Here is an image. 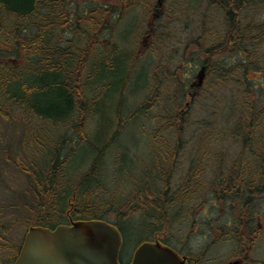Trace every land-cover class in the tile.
Listing matches in <instances>:
<instances>
[{"label":"trees","instance_id":"16d2710c","mask_svg":"<svg viewBox=\"0 0 264 264\" xmlns=\"http://www.w3.org/2000/svg\"><path fill=\"white\" fill-rule=\"evenodd\" d=\"M155 8L158 16L151 15ZM127 15L136 16V22L146 19L143 33L134 39L138 23L130 32V45L116 38ZM149 34L151 45L142 44V36ZM176 41L183 42L180 58ZM201 65L206 85L196 96L189 92L200 86L190 87V82ZM263 84L264 0H0V116L23 124L46 123L51 131L31 130L32 135L17 144L14 158H7L30 186V197L27 193L23 205L16 206L22 208L17 221L54 229L69 214L74 220H105L116 226L134 220L143 224L150 240L155 232L164 231L166 218L172 219L170 193L159 186L154 170L167 158L168 166L175 168L177 159L169 154L187 152L182 140H173L188 137L190 131L192 137L207 138L205 152L217 155L219 143L232 152L241 143L251 152L256 138L257 148H263L257 152L264 153ZM129 95L141 101L129 107ZM105 98L110 104L107 100L102 111L112 113L111 125L116 124L107 143L99 147L88 124L100 114L99 103ZM198 101H207L210 115L192 120L190 111ZM181 110L187 116L182 117ZM218 117L225 126L214 125ZM139 118L151 123L150 127L140 123L139 129L150 131L145 135L154 165L140 184L129 174L133 151H122L116 172L130 176L128 191L137 186L125 194L123 184L113 189L103 182L100 168L107 151ZM253 130L262 134L255 136ZM69 131L75 136L69 137ZM145 140L142 137L140 144ZM89 143L95 144L96 156L89 173L78 175L76 166L70 171L72 158ZM211 167L218 169L216 164ZM210 192L220 196L215 187ZM257 196V204L264 201V192ZM176 206L181 214L184 205ZM113 212L117 222L110 218ZM256 225L235 219L230 229L248 233ZM2 226L0 247L16 258L22 243L11 244L1 235Z\"/></svg>","mask_w":264,"mask_h":264},{"label":"flooded vegetation","instance_id":"af4514ba","mask_svg":"<svg viewBox=\"0 0 264 264\" xmlns=\"http://www.w3.org/2000/svg\"><path fill=\"white\" fill-rule=\"evenodd\" d=\"M151 13L158 16L160 10L155 8ZM152 35L149 34L142 44L151 45L149 40ZM182 44L183 42L176 41L175 48L180 51L177 54L179 58L184 54ZM183 61L188 63L187 58ZM184 63H181V69L184 68ZM203 66L196 68L190 87L194 85L198 72L205 69ZM190 75L191 72L187 75L188 80ZM205 85L206 80L203 87L192 88L189 94L201 95ZM183 113L185 112L181 110L182 117L187 116ZM251 134L261 135L262 131L253 130ZM158 139L161 140L160 137ZM178 139L183 141V145L185 144L183 149L187 152L174 155L172 151L169 154L170 157L177 159L174 163L177 166L170 168L167 158V162L160 164L161 168L156 166L157 169L154 170L155 175H158L159 186L166 188L170 193L173 211L169 222L174 227L172 229L166 227L164 231L155 232L151 240H159L175 249L186 259V264H264V256L260 259L256 257L257 252L264 246V218L260 214L256 215L257 193L264 192L262 146L257 148V139L254 138L251 152H247L241 143L235 148L236 151L232 152L229 146L228 148L219 143L221 152L214 155L205 152L208 148L205 143L207 138L188 136L173 141ZM211 156H214L215 160L208 159ZM214 164L218 166L217 170L211 167ZM215 174L217 178L212 179ZM213 182L217 185L215 186ZM213 187L216 191L218 189L220 196L210 192V188ZM177 203L184 205L181 214H178L181 207L176 206ZM260 204H264V201ZM236 213L240 218H235ZM240 213L243 214L242 217ZM252 213L256 216H252ZM68 219L69 221L73 219L70 214ZM235 219L243 222L255 221L256 228L252 232L248 229V233L246 231L237 233V228L230 229L231 225L234 226ZM215 246L222 248L223 251L221 255H216L217 257L211 255V249ZM132 259L133 256L127 262L120 259V263L130 264Z\"/></svg>","mask_w":264,"mask_h":264},{"label":"rangeland","instance_id":"374dc122","mask_svg":"<svg viewBox=\"0 0 264 264\" xmlns=\"http://www.w3.org/2000/svg\"><path fill=\"white\" fill-rule=\"evenodd\" d=\"M136 19L137 18L134 15H127L118 26L116 38H119V40H122L123 42L125 41L126 44H129V36H131L130 32L133 31V29L137 26V23L138 26L136 28V32H134V39L139 34L143 33L145 31L144 24L146 22V19L145 17H139L137 22ZM106 38H109V34L103 39ZM142 39H146L144 35L142 36ZM134 47H137V44L136 46L134 45ZM252 76L255 77L256 75L253 74ZM107 100L109 102V98H105L104 100H102V102L99 103V109L101 110L100 114L96 116V119L95 117L91 118V121L88 124L89 135L92 138L93 143H95L99 147L105 145L109 139V136L111 137L113 132L115 131L116 123L112 127L110 122V117L113 116L112 113H104L102 111L105 109ZM135 100V96L129 95L127 99L128 106L130 107L132 104H134V102L135 104H137L141 101L139 99L137 101ZM198 103L197 104L199 106L195 105L196 107L192 108L190 111L191 115L189 117L192 118V120L208 118V116L210 115V112L208 111L209 107L207 101H198ZM125 113L124 115H127ZM18 114L19 113L17 112L16 115ZM184 114L185 113H183V115ZM218 119L215 120L217 124L214 125H219V127H223L226 125L222 123L225 122L223 119ZM19 121H9L0 116V224L3 225L2 227H4L2 228L1 235L8 238L11 241V244L13 243V245H20L23 242L26 232L29 228L27 225L23 224V221H17L19 219L18 215H21L17 212H22V208L18 209L16 208V206L23 205L21 202L25 200L24 196L29 192L30 186L28 185L27 178L21 176V174L18 173L17 169L14 167V164L7 158H14L13 154L16 151L17 144L23 139L25 135L28 136L31 130H35L36 132V130L40 128L41 132L44 133L45 131V134H51V131L50 129L48 130L46 123L31 122L28 124H23L22 121ZM145 122L147 121H144V118H139V120H136L129 124L127 129H125L119 141V144H115L107 151L104 162L102 163V168H100V174L101 177H103V182L107 184L109 188L111 187L113 189H117L119 185L123 184V187L127 189L125 194H129L131 193V190L133 192L137 187L135 186L134 188H131L130 191H128L131 186L130 176L123 175L120 171L116 172L117 168L115 169L114 167V165L118 161V157L120 158L121 152L127 148L133 151V158L135 160L134 167L129 174L132 177L138 178V182L140 184L143 182L142 179L146 177L147 170L153 167L154 162L152 161V155L150 154L151 147L149 140L145 135V132L150 133V131H145L144 129H142L141 133V129H139L141 128L140 125L149 127L151 126V123ZM62 131H64V129ZM30 135H32V133ZM188 135L190 136V131L188 132ZM70 136L75 135L71 131H69V137ZM142 137L146 140L140 144V141H142ZM95 144L94 146H92L91 143L83 144L79 147L78 152L72 158L70 171L71 169H75L76 166L77 170L75 172L78 173V175H87L89 173L90 167L93 163V159L96 156L95 151L97 149L95 148ZM69 145H71V142H69ZM31 147L32 145L28 146L30 150ZM77 148L78 146L76 147V149ZM257 210L259 211V214L264 218V204H258ZM110 218L112 221L117 222V213L113 212ZM168 220L169 219L166 218L163 229H165L166 227H170L171 223H169ZM10 225L13 226L12 229H10ZM118 228L122 234L123 239L120 250V259L123 262H127L132 258L133 253L135 252L137 247L144 241H147L146 239H148L149 235L143 224L134 220L124 221L122 224L118 225ZM180 228H183V226H180ZM151 239L152 236H150V240ZM211 251V255L214 257H217L218 254L221 255L223 252L222 248H216V246L213 247ZM263 251L264 246H262L261 249L257 252L256 257L259 259L263 258ZM9 252L11 251L6 248L0 247V264H10V262L14 260L15 253L12 252V254L9 255Z\"/></svg>","mask_w":264,"mask_h":264},{"label":"water","instance_id":"95a60500","mask_svg":"<svg viewBox=\"0 0 264 264\" xmlns=\"http://www.w3.org/2000/svg\"><path fill=\"white\" fill-rule=\"evenodd\" d=\"M206 73L200 72L197 86ZM123 243L118 228L104 220H79L55 229L31 226L14 264H121ZM131 264H186V259L159 241L144 242Z\"/></svg>","mask_w":264,"mask_h":264}]
</instances>
